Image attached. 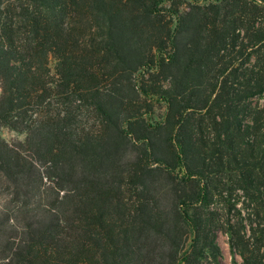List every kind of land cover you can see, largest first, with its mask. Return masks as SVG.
Returning a JSON list of instances; mask_svg holds the SVG:
<instances>
[{
	"label": "trees",
	"instance_id": "16d2710c",
	"mask_svg": "<svg viewBox=\"0 0 264 264\" xmlns=\"http://www.w3.org/2000/svg\"><path fill=\"white\" fill-rule=\"evenodd\" d=\"M185 1L0 0V264H264V0Z\"/></svg>",
	"mask_w": 264,
	"mask_h": 264
},
{
	"label": "rangeland",
	"instance_id": "374dc122",
	"mask_svg": "<svg viewBox=\"0 0 264 264\" xmlns=\"http://www.w3.org/2000/svg\"><path fill=\"white\" fill-rule=\"evenodd\" d=\"M179 3L180 9H184L187 5V2L185 0H177ZM165 113V104L163 102H153V110L150 113V117L154 121H159L164 116ZM0 136L7 140V141H13V140H22L24 138V134L13 131L7 127H3L0 129ZM218 244L222 250L223 255V261L225 264H233V256L230 253L228 243H227V235L224 233H219L217 238ZM190 242L188 241L185 246V250L189 248ZM237 259L239 257H236Z\"/></svg>",
	"mask_w": 264,
	"mask_h": 264
}]
</instances>
